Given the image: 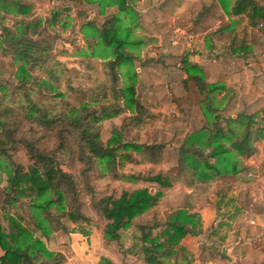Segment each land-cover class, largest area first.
I'll return each instance as SVG.
<instances>
[{
	"label": "rangeland",
	"instance_id": "1",
	"mask_svg": "<svg viewBox=\"0 0 264 264\" xmlns=\"http://www.w3.org/2000/svg\"><path fill=\"white\" fill-rule=\"evenodd\" d=\"M25 1L31 5L28 19H49L55 11L60 13L51 24L44 23L54 38L50 58L55 62L49 68L53 69L57 78L51 77L50 70L47 72L35 68L25 88H21L15 76L18 62L0 51V109H11L8 113L4 111L5 117L18 123L19 135L35 140L39 148L51 150L56 146L57 140L53 133H46L25 118L28 100L37 103L51 116L69 113L81 100L96 99L99 91L95 89V83L96 78L101 77L100 66L93 60V68L88 71L86 69V55L91 53L89 44L93 43L91 36L94 33L93 28L86 23L94 21L100 28L112 16L119 18L116 27L120 36L127 37L125 49L134 57L131 66L123 65L121 70L130 68L135 71L140 101L161 114V117L154 125L139 132L129 127L121 128L123 116L105 120L101 123L104 142L116 134L120 143L161 142L168 145L165 165L162 163L160 167L171 177L178 168L174 165V160L182 140L171 132V128L175 126L194 132L195 129L197 131L207 126L209 115L206 105L216 107L217 115L223 118L241 113L254 115L259 124L264 126V38L256 27L246 24L247 19L236 18L234 22L226 13L225 9L229 10L235 0H224V5L220 0H171L170 3L175 4V7L168 4L169 0H132L135 12L127 13L120 11L115 5H105L101 0ZM255 1L264 5V0ZM164 3L171 12L162 8ZM13 22V16H6L7 25H12ZM97 39L98 45L94 49L100 56H107L109 47L100 38ZM184 58L201 68L205 82L221 84V88L212 94H201L192 80H185L187 74L183 69ZM88 72L91 75L86 77ZM59 92L64 97L57 96ZM251 93L255 96L252 97V104H249L246 96ZM248 105H252L251 109L247 108ZM256 147L259 150L258 166L251 175L239 173V177L248 179L246 182L240 181L237 174L223 176L232 187L228 196L235 197L250 211L248 219L251 217L254 223L247 221V218L244 220V216L240 217L244 227L241 231L237 228L238 221L223 219L226 199L219 208H214L217 198L211 194L206 202L202 199L198 204L199 210H207L199 212L201 231L196 235H186L181 242L184 251L178 252L174 258H164L163 264H185L188 260L191 264L264 263V141L256 143ZM118 152L124 153L121 150ZM11 155L16 163L27 165L28 157L23 144L19 143L17 149L11 151ZM57 157L64 169L73 172L79 190L78 210L91 220L79 225L71 222L67 216H61L59 222L62 228L56 232L61 236L59 244L61 245V241L65 242L62 238L64 234L72 232L82 233L90 245L99 238L104 239L101 231L104 224L95 204L126 186L127 182L123 178L114 180L97 176L98 172L95 171L83 173L84 166L69 159L68 155L58 153ZM125 161L119 164L121 167L118 171L122 174L144 172L150 168ZM0 162L1 205L5 199L7 171L5 161L2 159ZM172 191L180 194L182 189ZM27 200L23 198L16 204L18 211L25 216H28ZM175 201L176 198H163L160 209L154 207V215L149 212L148 219L135 225L139 227L144 223L153 225L166 222L172 214ZM220 222H227L229 225L222 226ZM106 241L109 250L121 256L122 264H139L127 256L128 245H119L116 240Z\"/></svg>",
	"mask_w": 264,
	"mask_h": 264
},
{
	"label": "trees",
	"instance_id": "2",
	"mask_svg": "<svg viewBox=\"0 0 264 264\" xmlns=\"http://www.w3.org/2000/svg\"><path fill=\"white\" fill-rule=\"evenodd\" d=\"M101 1L105 5L117 6L124 13L135 12L132 0ZM220 2L225 4L224 0ZM169 5L173 7L175 4ZM166 6L164 3L162 8L171 12ZM225 11L234 22L236 18L247 19L246 24L256 27L264 38V5L255 0H235ZM30 12L31 5L25 0H0V51L18 62L15 76L21 88H25L35 68L50 70L51 77L57 78L49 68L55 62L50 58L54 38L44 23L51 24L60 13L55 11L49 19H28ZM6 16H13L12 25L5 23ZM118 20L112 16L100 28L94 21L86 23L94 31L93 43L89 44L91 53L86 55V69L93 68V60L100 66L101 77L96 78L95 83V89L99 91L96 99L81 100L69 113L51 116L37 103L28 100L25 118L46 133L54 134L57 143L53 149H41L35 140L21 137L18 123L5 117L4 111L8 113L11 109H0V160L5 161L7 171L5 199L0 205V264H62L63 256L46 246L49 236L62 228L59 218L65 215L79 225L91 221L78 210L77 182L73 172L63 168L58 153L82 164L83 173L95 171L97 176L114 180L123 178L127 182L126 186L95 204L104 224L101 231L106 240L118 241L136 216L158 205L165 197L176 198L166 222L138 227V239L142 242L137 257L139 264H163L164 258H174L178 252H183L181 242L185 236L201 231L198 204L202 199L206 202L211 194L217 198L214 208H219L226 199L223 219L237 222L242 216L239 215L240 203L235 197L228 196L231 184L221 179L227 174L236 175L246 170L249 166L244 162L258 154L256 143L264 141V126L259 124L256 116L241 113L223 118L217 115L216 107L206 105L207 126L186 133L184 128L172 127L174 135L184 134V137L178 149V172L171 177L160 167L163 144L120 143L116 134L107 142L103 141L101 123L105 120L123 116L121 128L129 127L139 132L154 125L161 117L140 101L135 71L130 68L121 70L123 65L131 66L134 57L125 49L128 40L126 36H120L116 27ZM97 38L109 47V54L105 57L94 49L98 45ZM183 63L187 74L185 80H192L201 94H212L221 88V84L205 82L198 65L186 58ZM85 75L89 77L91 74ZM56 95L64 97L61 92ZM262 113L264 116V109ZM19 143L23 144L28 157L25 166L12 159L11 151L16 150ZM123 160L150 168L144 172L122 174L118 170ZM177 188L182 189L180 194L172 191ZM23 198L28 199V216L20 213L16 206ZM219 224L229 225L227 222ZM98 264L113 263L101 257ZM185 264L191 262L188 260Z\"/></svg>",
	"mask_w": 264,
	"mask_h": 264
},
{
	"label": "crops",
	"instance_id": "3",
	"mask_svg": "<svg viewBox=\"0 0 264 264\" xmlns=\"http://www.w3.org/2000/svg\"><path fill=\"white\" fill-rule=\"evenodd\" d=\"M254 96L255 95L253 93L249 94V96H246L247 99H249V101H248L249 104H252L251 103V102H253L252 97H254ZM251 107H252V105L247 106V108H250V109H251ZM230 117H235V115H231ZM188 131L189 130H186L185 133ZM179 136L182 138V140H181V143H182L184 134L178 135V137ZM154 143H157V142H154ZM154 143H146V144H154ZM181 143L179 144L178 149H179ZM160 144H163V143L160 142ZM168 148H169V146L165 144L164 149H163V160H162L163 164L165 161V155H166V153L169 152ZM262 152H263V150H262ZM172 154H173V157L175 158L176 157L175 151H173ZM244 163L247 164L249 167L246 170H243L239 173L243 172L245 174V176L251 175L254 171V168H256V166H258V163H259L257 155L248 159ZM174 165L178 166V154H177V158H175V160H174ZM177 172H178V168H176L174 173L176 174ZM239 173L236 175L237 178L240 176ZM239 178H240V181H243V182H246L248 180L242 176ZM221 180L226 182V180H224L223 178ZM184 189H185V191H189V189H187V188H184ZM154 207L156 209L157 208L160 209V202L158 205H156ZM154 207L147 210L144 214L136 216L133 219L131 227L117 241L119 243V245L124 244V245L129 246V248L126 249L127 250L126 251L127 256L132 258V259H135L137 261V263H139V260L137 257L139 255V251H140V248L142 246V242H141V240L138 239L140 232H139V228L135 224L136 223L139 224L138 222H140L141 220L144 221V219H146V218L148 219L149 218L148 214H149V212H153ZM240 207H241V210H240L241 212L239 215H242L241 217L244 216V220H246V218L248 219V215L251 216L250 211L247 208H245L241 203H240ZM199 212L203 213V212H207V210L200 209ZM153 215H154V212H153ZM240 221H241V218H239V220H238V229H240L242 231V229H244V227ZM247 221L254 223V220L251 219V217H249V219ZM64 235L65 236L62 238H64L63 240L65 242L63 243L61 241V245L59 244V239L61 237L59 235V232L58 233H56V232L52 233L46 241V246L48 247L49 250L54 251V252H58L63 256L62 264H88V262H92V264H98L101 257L109 259L113 264H122L121 263V256L119 254H117L116 252L109 250L106 240L99 238L98 240H96V242H93L90 245L89 242L86 240V237L85 236L83 237L82 234L72 232V233H68L67 235L66 234H64ZM91 253H92V256L90 255ZM95 253H98V255H95Z\"/></svg>",
	"mask_w": 264,
	"mask_h": 264
}]
</instances>
